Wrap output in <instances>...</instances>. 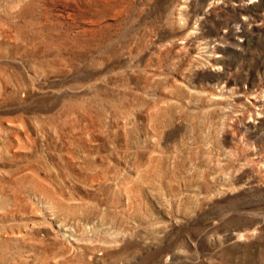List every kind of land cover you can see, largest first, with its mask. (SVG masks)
Segmentation results:
<instances>
[{
  "label": "rangeland",
  "instance_id": "374dc122",
  "mask_svg": "<svg viewBox=\"0 0 264 264\" xmlns=\"http://www.w3.org/2000/svg\"><path fill=\"white\" fill-rule=\"evenodd\" d=\"M0 264H264V0H0Z\"/></svg>",
  "mask_w": 264,
  "mask_h": 264
}]
</instances>
